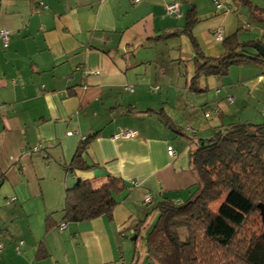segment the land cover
I'll return each mask as SVG.
<instances>
[{
	"label": "crops",
	"instance_id": "1",
	"mask_svg": "<svg viewBox=\"0 0 264 264\" xmlns=\"http://www.w3.org/2000/svg\"><path fill=\"white\" fill-rule=\"evenodd\" d=\"M218 1L223 8L215 0H0V28L10 31L6 48L0 41V264H125L120 239L135 232L144 195L153 205L191 198L199 140L260 122L264 59L191 84L200 54L222 53L216 29L239 40L247 31L249 55L264 44V0ZM172 2L178 15L165 12ZM191 9L198 54L184 31ZM127 129L134 136L112 137ZM77 150L90 168L69 169ZM108 176L123 186L111 218L60 230L65 189ZM145 261L146 252L135 259Z\"/></svg>",
	"mask_w": 264,
	"mask_h": 264
},
{
	"label": "trees",
	"instance_id": "2",
	"mask_svg": "<svg viewBox=\"0 0 264 264\" xmlns=\"http://www.w3.org/2000/svg\"><path fill=\"white\" fill-rule=\"evenodd\" d=\"M194 16L191 9L184 31L198 54L191 34ZM219 41L222 53L215 57L200 54L203 59L195 67L191 84L199 76H223L232 64L264 59L258 53L249 55V42L240 41L236 34ZM124 89L132 91L133 87L126 85ZM191 158L197 191L183 202L163 197L152 206L158 214L145 237L147 258L152 264H264L262 216L257 232L238 236L247 217L259 208L258 203L264 205V121L228 124L211 138L200 139ZM77 168H90L78 150L69 166ZM119 182L108 176L96 186L77 179L65 189L62 222H82L101 215L110 219L117 204L115 195L123 189ZM223 194L216 209H211L210 204ZM142 222L135 224L136 238Z\"/></svg>",
	"mask_w": 264,
	"mask_h": 264
},
{
	"label": "rangeland",
	"instance_id": "3",
	"mask_svg": "<svg viewBox=\"0 0 264 264\" xmlns=\"http://www.w3.org/2000/svg\"><path fill=\"white\" fill-rule=\"evenodd\" d=\"M248 20H249V23L252 25L253 28H255L257 26L256 22L253 19L248 18ZM248 37H249L248 32L244 31V33H242L239 38L241 41L242 40L245 41V40H248ZM225 75L227 76V74H225ZM206 91L207 92H213V88H210V87L206 88ZM257 121H260V122L264 121V117H262L261 119H259ZM187 134L191 135V133H187ZM196 138H198V137H196ZM223 197H224V194L218 200H215L214 202H212L210 204L211 209H216L217 205L223 199ZM255 203H258V200ZM152 206H153V204H151V203L150 204H142L140 206V213L138 216L141 220L146 217V218H148L147 221H149L152 218V214L154 213ZM156 219H157V215L155 216V218L153 220V224L156 222ZM152 225L150 226L148 231H150V229L152 228ZM261 225H262L261 214H260V210L258 208L256 210H254L247 217L241 231H239V234H238L239 238H241L244 235L248 236L252 232H257L259 230V228L261 227ZM135 234H136L135 232L134 233L133 232H126L124 235H127L128 237L120 239L121 242L123 243V248H122L123 259L126 260V261L121 260V262L124 261L125 264H130V262H132V260H133L132 259L133 256H135V259L137 260V262L144 259L145 252H146V241H145L146 234H145L144 229H143L138 234V236L135 240L130 239V237H132ZM135 259L133 260L132 264H136ZM145 264H147L146 261H145Z\"/></svg>",
	"mask_w": 264,
	"mask_h": 264
},
{
	"label": "built area",
	"instance_id": "4",
	"mask_svg": "<svg viewBox=\"0 0 264 264\" xmlns=\"http://www.w3.org/2000/svg\"><path fill=\"white\" fill-rule=\"evenodd\" d=\"M215 6L216 8L220 9V8H223L224 5L219 2L218 0H215ZM165 12L167 14H176L178 15L179 14V6H178V3L177 2H172V3H169V4H166L165 6ZM248 25V24H247ZM9 30L7 29H4V28H0V41L3 45V47H6L8 45V42H9ZM214 35H215V38L217 40H221L222 37H223V34H222V31L221 29H216L214 31ZM131 90V88H129ZM233 98V96H229V99L231 100ZM131 136H134V132L132 130H123V131H120L118 134L116 135H113L112 137H124V138H127V137H131ZM39 148V146H33L31 148L32 151H35ZM167 154L169 156H174L175 155V151L174 149L171 147V146H168L167 147ZM133 184H136L135 182H133ZM151 200V197L149 194H145L144 195V198H143V202L145 203H148L149 201ZM66 227V222H61L59 224V228L60 229H63ZM20 243H22V241H20ZM3 247V244L0 242V251Z\"/></svg>",
	"mask_w": 264,
	"mask_h": 264
},
{
	"label": "water",
	"instance_id": "5",
	"mask_svg": "<svg viewBox=\"0 0 264 264\" xmlns=\"http://www.w3.org/2000/svg\"><path fill=\"white\" fill-rule=\"evenodd\" d=\"M252 46L260 56L264 57V44H262L260 42H256ZM258 207L260 208V213H261L262 219H264V205L259 203ZM123 237L127 238L128 236L123 235ZM135 238H136V235H133L132 237H130V239H132V240H134Z\"/></svg>",
	"mask_w": 264,
	"mask_h": 264
}]
</instances>
